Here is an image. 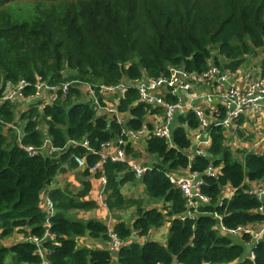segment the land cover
I'll list each match as a JSON object with an SVG mask.
<instances>
[{
  "label": "trees",
  "instance_id": "obj_1",
  "mask_svg": "<svg viewBox=\"0 0 264 264\" xmlns=\"http://www.w3.org/2000/svg\"><path fill=\"white\" fill-rule=\"evenodd\" d=\"M12 1L0 0V86L20 79L33 84L36 76L72 84L52 103H0V240L15 233L42 236L48 230L52 237L40 249L50 264H111L109 249L78 243L86 236L108 242L110 234L122 242L118 264H264V234L258 241L243 234L235 243L218 230L213 215H220L227 228L264 222V196L246 192V181L264 184V152L231 145L227 131L212 123L206 129L204 154L190 157L189 133L198 129L193 113L175 115L170 140L157 137L151 132L162 109L138 101L135 86L143 76L166 74L171 67L199 73L215 64L234 70L247 56L262 53L264 0H69L58 11L43 9L23 20L6 9ZM118 82L127 83L121 95L97 91L98 85ZM85 84L96 86L98 102L118 115L97 114L81 86ZM31 91V86L24 90ZM165 97L176 101L175 96ZM121 114L125 116L120 120ZM150 115L156 118L148 121ZM216 117H223L220 109ZM143 126L148 135L123 145L124 161L108 157L101 162L102 143L124 129ZM237 134L242 135L239 127ZM46 138L57 151L30 156L23 149L40 147ZM84 140L87 147L78 144ZM75 157L84 159L82 167ZM132 161L147 166L140 177L128 165ZM210 165L218 169L216 175L204 173ZM179 170L200 173V189L211 199L192 217L185 215V200L167 176ZM72 173L79 185L56 184L60 175ZM93 180L99 188L92 189ZM226 185L233 189L230 197L222 193ZM131 189L140 194L133 195ZM46 195L53 203L50 215L44 208ZM98 203L117 220L111 231L96 217H77ZM130 209L133 219L127 222L122 215ZM164 222L170 223L165 244L146 238ZM134 236L145 239L139 242ZM22 237L9 245L0 241V264H40L36 244ZM247 245L252 257L245 254Z\"/></svg>",
  "mask_w": 264,
  "mask_h": 264
},
{
  "label": "built area",
  "instance_id": "obj_2",
  "mask_svg": "<svg viewBox=\"0 0 264 264\" xmlns=\"http://www.w3.org/2000/svg\"><path fill=\"white\" fill-rule=\"evenodd\" d=\"M71 84V81L49 83L42 80L40 76L35 77L33 84L24 79H20L15 83L7 82L5 86H0V103L13 100L18 101V103H29L35 100L41 101L43 104L52 103L59 97L65 96ZM27 86L32 87V91L29 94L24 92ZM135 86L138 90V101L162 109V115L157 119L158 122L151 132L157 137L170 140L175 115L186 111L193 113L198 120V128L201 129V132L195 135L196 148H194V151L190 150V157L194 153L204 154V149L209 143V139L206 138V129L210 124L214 123L221 126L227 131L228 136H231L235 133L239 118L242 115L248 112L257 113L258 116L264 115V77L260 75L259 66L246 71L242 68L233 70L225 67L222 69L215 64H209L199 73H191L179 66L171 67L166 74L143 76L141 79L136 80ZM126 88L127 83L118 82L114 85H98L97 91L100 94L116 93L121 95ZM84 91L87 99H93L97 114L107 111L109 114L118 115L115 108L102 106L98 102L96 86L92 87L85 84ZM165 94L175 96L176 101H168ZM219 109L223 112V117L217 119L216 112ZM16 131L18 138H20V131L18 129ZM203 132H205V137L202 136ZM148 133L149 131L145 126L139 130H122V133L113 141L101 144L99 152L101 162L108 157L113 161H124L126 156L123 145L128 140L143 139ZM78 144L87 147L85 140ZM23 149L30 156L39 152L47 154L57 151L48 138L44 139L40 147L24 145ZM75 160L80 167L84 165L83 158L75 157ZM101 162L94 163L92 169H97ZM128 165H130L137 177H140L147 169V166L141 161H132ZM204 173L213 176L218 173V169L210 165ZM167 176L169 181L180 190L185 200L186 216L192 217L198 207L210 203V197L200 189L203 183L200 173L189 172L186 175H179L177 172L171 171ZM101 183L102 185L105 183L104 177L101 178ZM100 192H102V189H100ZM246 192L261 199L264 196V184L259 182L255 186L247 187ZM222 193L225 195L224 190ZM232 193L233 191L230 190L225 196L230 197ZM44 201L45 211L50 215L53 212V203L47 195ZM262 209V207L259 208L260 211ZM213 215L218 219L216 227L221 233L235 236L248 234L252 241H258L264 234V223L258 227L254 225H238L233 228H227L221 224L220 215L216 212ZM110 235L112 237L110 247L114 248L121 241L114 234ZM48 236L52 237V234L46 230L42 236L29 234L22 237L23 240H29L36 244L41 258L40 264H50L44 255V251L40 249L42 241Z\"/></svg>",
  "mask_w": 264,
  "mask_h": 264
},
{
  "label": "crops",
  "instance_id": "obj_3",
  "mask_svg": "<svg viewBox=\"0 0 264 264\" xmlns=\"http://www.w3.org/2000/svg\"><path fill=\"white\" fill-rule=\"evenodd\" d=\"M259 54L261 55L262 53H259ZM259 54L247 56L246 59L243 62L240 63L241 65H239L238 68H242L243 70L247 71V70H250L253 67L259 66V58L261 57V56H259ZM123 116H125V115H122V114L119 115V119L121 120L123 118ZM263 116L264 115L258 116L257 113H253V112H248L245 115H242L239 118V120L241 122H239V124H238L239 129L242 131V135H241V137H239L238 134L236 135V137H234V134L231 135V136H228L229 143L231 142L230 144L233 145V146L244 147L246 149H250V150H253V151H256V152L260 151L262 149V147L264 146V143H262L263 142L262 140H264V133H263L264 132V120H263ZM155 118H156L155 116L150 115V116L147 117V120L150 121V120H153ZM157 119H159V117H157ZM249 130H251L252 132L249 131ZM198 132H201V129L198 128L196 131H190V133H189V135L191 134L192 141H193V145L190 148V150H192V151H194V148H196L195 135ZM247 135H253L255 139L253 138V141L250 140L249 142L247 140L244 141L243 139H245ZM202 136L205 137V132L202 133ZM206 138L209 139L208 135H206ZM143 146H144L143 141L142 140L139 141L138 142V149L142 150L144 148ZM177 174L186 175V174H189V171H187V170H179V171H177ZM70 175H72V174H70ZM61 177H60L61 179L56 178V180H55L56 184H63L64 183V181H65L64 178L65 177H63V176H61ZM70 177H72L74 180H70L69 178L66 179V180L69 181V182H72L73 185H79L78 184L79 180H78V177L76 175L73 174ZM257 183H259V182H257V181H246V184H247L248 187L255 186V184H257ZM97 186L99 188L100 184L97 181L93 180L92 189H96ZM230 190L233 191V189L230 186L226 185L224 187V194L226 195L227 192L230 191ZM92 191H94V190H92ZM132 211L133 210L130 209L129 211H126L125 213H123L122 217H123V219L125 221L128 222V220H129V216L128 215H130V214L132 215ZM90 212H91V215L86 217V218H90V217L98 218L99 220L103 221L107 225V227H108V229L110 231L113 229L114 224L117 222L116 218L109 214V212L105 208L104 204H99V203H98V206L95 209H93V210H91V211H89L87 213L78 214L77 217L83 218V215L90 214ZM263 223H261V224H263ZM261 224H258L255 227H258ZM169 226H170V223H167L164 226V230L163 231L165 233L167 231H169ZM222 234H224V233H222ZM228 235H230V234H228ZM230 236H231L232 240L235 243H239V242L242 241L241 235L240 236L230 235ZM134 239H137L139 242H141V241H143L145 239V237L144 236L143 237H135ZM111 241H112V239L110 241H108V242H102V241H99V240L89 239L86 236V237L79 238L78 243H79V245H86L88 247L91 246V247H99V248L109 249L110 250V255H111V264H118L117 263V254H118L117 253L118 252L117 248L122 244V242L118 246H116L114 248H111L110 247ZM245 254L246 255H250V257H251V247L249 245H247L246 248H245ZM236 263H237V261H234V262H231V263H225V264H236ZM173 264H176V263H173ZM204 264H207V263H204Z\"/></svg>",
  "mask_w": 264,
  "mask_h": 264
},
{
  "label": "rangeland",
  "instance_id": "obj_4",
  "mask_svg": "<svg viewBox=\"0 0 264 264\" xmlns=\"http://www.w3.org/2000/svg\"><path fill=\"white\" fill-rule=\"evenodd\" d=\"M67 1H69V0H14L6 6V9L12 15L17 17V19H20V20L31 19L35 16V14L37 12H40L43 9H51L53 11H58L59 9H61L63 7V5L65 6L67 4L66 3ZM8 6L11 9H9ZM81 86H83V88H85V85H81ZM22 106L23 105L20 104V107H22ZM249 131H251V130H249ZM253 138H254V136H253ZM253 138L251 139V141H253ZM262 141H263L262 143H264V140H262ZM259 152H264V146L262 147V149ZM68 174H65L63 176H67ZM72 175H73V173H72ZM72 175H70V176H72ZM70 176H67L66 178H64V180L67 181L66 179H68V178L70 180H74ZM60 177H61V175L58 178L61 179L62 177L61 178ZM128 191L131 192L135 196H138L140 194V191L138 189H131ZM90 215H91V212H90V214L83 215V218H86ZM128 216H129L128 222H130L133 219V216L131 214ZM167 223H169V222H164V224H162L158 228H152V230L148 233L146 238L158 241L159 243H162V244H165V242L167 240V236H168V231L165 233L163 230H164V226ZM21 237H22L21 234L15 233L14 235L7 237V238H4V239H1L0 241L3 244L9 245L16 240H20Z\"/></svg>",
  "mask_w": 264,
  "mask_h": 264
},
{
  "label": "water",
  "instance_id": "obj_5",
  "mask_svg": "<svg viewBox=\"0 0 264 264\" xmlns=\"http://www.w3.org/2000/svg\"><path fill=\"white\" fill-rule=\"evenodd\" d=\"M186 95L189 96L187 93H186ZM108 122H110V121H108Z\"/></svg>",
  "mask_w": 264,
  "mask_h": 264
}]
</instances>
